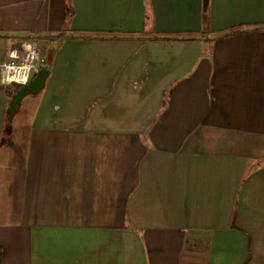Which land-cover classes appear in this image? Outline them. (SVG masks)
<instances>
[{"label": "crops", "instance_id": "0c3cea01", "mask_svg": "<svg viewBox=\"0 0 264 264\" xmlns=\"http://www.w3.org/2000/svg\"><path fill=\"white\" fill-rule=\"evenodd\" d=\"M205 4L0 0V66L57 43L0 148L2 264H264V0Z\"/></svg>", "mask_w": 264, "mask_h": 264}, {"label": "water", "instance_id": "95a60500", "mask_svg": "<svg viewBox=\"0 0 264 264\" xmlns=\"http://www.w3.org/2000/svg\"><path fill=\"white\" fill-rule=\"evenodd\" d=\"M69 10L70 13L67 18L66 27H69V23L73 18V5L72 0H69ZM207 4V0H205ZM205 4V5H206ZM56 42H52L48 51L44 55V64L35 72V74L29 79L25 84L18 85L13 91L10 101L7 105L4 127L2 129L3 137L0 140V148L3 145L11 144V135L13 133V119L18 114L22 102L25 98L30 96H36L39 94L46 86V82L50 75V67L53 60V52L55 51Z\"/></svg>", "mask_w": 264, "mask_h": 264}, {"label": "built area", "instance_id": "2783aa9c", "mask_svg": "<svg viewBox=\"0 0 264 264\" xmlns=\"http://www.w3.org/2000/svg\"><path fill=\"white\" fill-rule=\"evenodd\" d=\"M12 60L0 66V83L22 85L29 81L31 71L35 68L38 55L31 45H27L25 53L19 56L16 51L10 53Z\"/></svg>", "mask_w": 264, "mask_h": 264}, {"label": "trees", "instance_id": "16d2710c", "mask_svg": "<svg viewBox=\"0 0 264 264\" xmlns=\"http://www.w3.org/2000/svg\"><path fill=\"white\" fill-rule=\"evenodd\" d=\"M263 27H237L235 29H232L230 31H227L225 33H223L222 35H220V37H225V36H232V35H235V34H239V33H242V32H246L248 30H252V29H262ZM66 37H69L67 35H64L62 33H57L55 35H43V36H26L24 37L25 40H34V39H38V40H61V39H64ZM70 37H78V36H70ZM80 37V36H79ZM81 37H84V36H81ZM86 37H91V36H86ZM105 36H97V37H94V38H104ZM118 38H123L122 36L121 37H118ZM125 38H129V37H125ZM151 39H157V40H180V38H177V37H172V36H151L149 37ZM2 253H3V250H2V247L0 245V264H2Z\"/></svg>", "mask_w": 264, "mask_h": 264}, {"label": "rangeland", "instance_id": "374dc122", "mask_svg": "<svg viewBox=\"0 0 264 264\" xmlns=\"http://www.w3.org/2000/svg\"><path fill=\"white\" fill-rule=\"evenodd\" d=\"M32 49H33L34 53L37 54V50H38L39 48L36 46V47H32ZM37 55H38V54H37ZM37 60H38V59H37ZM37 60H36V61H37ZM39 61H40V63H43V62H44V58H43V57H40V58H39ZM43 64H44V63H43ZM37 65H38V63H35V68H33V70L31 71V74H33V73L35 74V72L39 69V68H37ZM17 86H18V85H14V84H12V90L14 91V90L17 88ZM13 91H12V92H13ZM172 199H173V198H172ZM176 202H177V201L174 200L173 205H174V204L177 205Z\"/></svg>", "mask_w": 264, "mask_h": 264}, {"label": "flooded vegetation", "instance_id": "af4514ba", "mask_svg": "<svg viewBox=\"0 0 264 264\" xmlns=\"http://www.w3.org/2000/svg\"><path fill=\"white\" fill-rule=\"evenodd\" d=\"M33 75H34V73H33V74H31L30 78H31Z\"/></svg>", "mask_w": 264, "mask_h": 264}]
</instances>
